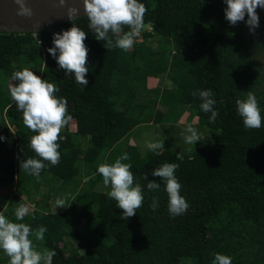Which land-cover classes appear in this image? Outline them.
I'll list each match as a JSON object with an SVG mask.
<instances>
[{"label":"trees","instance_id":"1","mask_svg":"<svg viewBox=\"0 0 264 264\" xmlns=\"http://www.w3.org/2000/svg\"><path fill=\"white\" fill-rule=\"evenodd\" d=\"M140 2L151 28L128 52L106 49L86 16L74 21L87 32V87L65 75L47 52L53 33L70 28V20L34 32L0 31V213L16 222L19 204H34L22 222L47 228L44 241H33L37 250L55 251L52 264H178L184 257L212 264L216 253L230 256L232 264H264V126L245 129L236 110V100L251 91L264 117V35L246 33L241 22L229 24L224 0ZM24 68L56 84L75 126L62 129L60 162H45L38 181L20 168L21 160L37 158L29 146L35 133L24 126L9 92V77ZM149 75L166 76L171 84L159 79L150 87ZM208 89L219 113L215 123L192 95ZM185 114L209 130L188 150L164 143L157 155L130 143L135 128L149 122L179 126ZM125 152L130 159L122 163L132 165L144 189L143 206L128 220L107 196L110 187L96 189L105 186L98 165ZM163 163L179 165L175 174L189 205L184 214H169L163 181L157 179L160 189L153 192L142 179L144 172L153 179L151 170ZM11 188L15 199L8 200ZM55 199L71 205L55 214ZM8 260L0 250V264Z\"/></svg>","mask_w":264,"mask_h":264},{"label":"clouds","instance_id":"2","mask_svg":"<svg viewBox=\"0 0 264 264\" xmlns=\"http://www.w3.org/2000/svg\"><path fill=\"white\" fill-rule=\"evenodd\" d=\"M18 6L16 14L21 17L31 18L34 15L33 8L28 0H14ZM59 6L66 7V15L72 26L61 32L53 33L52 47L47 52L56 60L65 75L74 77L78 85L87 87L89 81L88 48L85 44L87 32L76 26L74 21L81 16V9L75 5H69L67 0H57ZM225 19L231 25H237L245 21L251 33H255L259 27V15L257 8L264 9V0H224ZM83 16L87 17L88 28L98 41L104 42L106 49L119 48L125 52L130 51L145 28L146 6L140 0H82ZM125 28L128 31H125ZM46 64V63H45ZM13 83L9 86L11 99L16 108L22 113L23 124L31 132L29 146L37 158H27L20 161V168L40 179L45 162L52 166L59 164L61 159L60 133L69 125L72 116L68 113L67 99L57 96L60 89L56 84L42 79L32 70L24 68L14 71ZM201 100L200 109L205 113H211L209 120L215 123L219 113L214 109L216 101L213 99L212 90H199L192 93ZM236 110L242 118L245 129L257 130L264 126V117L261 115L259 102L256 95L249 91L246 99L236 100ZM181 136L185 144L195 145L200 141L201 135L197 127L192 124L185 126ZM5 137L0 135V140ZM148 149L161 154L165 149L164 141L157 140L147 144ZM179 158V157H178ZM129 154L123 153L114 163H101L97 167V173L102 177L103 184L110 187L107 196L116 202L122 210L121 218L128 220L136 215L137 210L143 206L144 189L137 183L130 163H122L129 160ZM179 165L176 163H163L151 170L153 179H149V172H144L142 179L147 181L149 191H157L160 184L157 179L163 181L164 191L167 193L168 211L171 216L184 214L189 205L186 198L181 195V183L176 176ZM91 179V178H87ZM87 179L85 182H87ZM65 199L55 201V214L57 208L69 207ZM151 207L153 211L158 207L157 198H153ZM30 214L27 204H19L14 211L13 222L0 213V250L9 258L8 264H52L55 256L54 250H37L35 241H44L47 228L40 226L33 230L24 223V218ZM212 264H232L228 255L216 253Z\"/></svg>","mask_w":264,"mask_h":264},{"label":"rangeland","instance_id":"3","mask_svg":"<svg viewBox=\"0 0 264 264\" xmlns=\"http://www.w3.org/2000/svg\"><path fill=\"white\" fill-rule=\"evenodd\" d=\"M257 13L259 15V27L256 28L255 33H251L249 31V28L247 26L246 29V33H251V34H259V33H263L264 35V9L262 8H257ZM247 20V16L245 17V21ZM245 21H241L242 25H245ZM151 26L150 25H145L144 29H148L150 30ZM155 39V37H154ZM156 40V39H155ZM153 44H155V41H153ZM264 54H261L259 56V60L263 63V58ZM10 73V68H6L4 70V74H9ZM12 79V77H9V80ZM159 79H162V83L165 84H171L169 81H167L166 76L163 77H155V75H149L148 76V85L150 87L152 86H158L159 85ZM11 81V80H10ZM12 82V81H11ZM186 116V117H185ZM188 114L184 115L182 117V119L179 121L181 123V125L177 126L173 123H155V124H151L149 123H145L142 126L138 127V129H136L134 131L133 134H131L130 136V140H132L134 143H136L139 147V150L141 153H144L146 151V149H148L147 144L149 142H155L157 140H162L164 141L165 144H168L169 147H174L176 149H182V150H188L192 145H188L184 143V140L181 136V133L183 132L184 128L186 125L188 124H192L193 126L197 127L200 135H204V133L207 131H209L207 128H205L202 125H199L197 122H195V119H193L192 121L187 119ZM75 126L74 123L71 122L70 124V129L74 130ZM87 140L86 137H83L81 139L82 142V146L85 147L86 143L85 141ZM104 153H102L100 155V160L103 159ZM106 186H103L102 184H97V190H105ZM11 192L9 193V197L8 200H12L15 199L14 195V190L13 188L10 189ZM23 198V197H22ZM7 200V201H8ZM57 200V199H55ZM15 201V200H14ZM30 207V210L33 209L34 204H29V203H25ZM7 209V206H4V210ZM53 209H55V203L53 204ZM193 263L192 259L189 257H184L181 258L178 264H191Z\"/></svg>","mask_w":264,"mask_h":264},{"label":"water","instance_id":"4","mask_svg":"<svg viewBox=\"0 0 264 264\" xmlns=\"http://www.w3.org/2000/svg\"><path fill=\"white\" fill-rule=\"evenodd\" d=\"M67 2L69 5L79 7L83 16L82 0H67ZM28 3L34 11L31 18L16 14L18 6L14 0H0V31L34 32L69 20L66 7L59 6L57 0H28Z\"/></svg>","mask_w":264,"mask_h":264},{"label":"crops","instance_id":"5","mask_svg":"<svg viewBox=\"0 0 264 264\" xmlns=\"http://www.w3.org/2000/svg\"><path fill=\"white\" fill-rule=\"evenodd\" d=\"M135 130H136V128H135ZM135 130H134V131H135ZM130 143L134 144V142H133L132 140H130Z\"/></svg>","mask_w":264,"mask_h":264}]
</instances>
